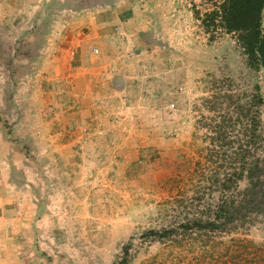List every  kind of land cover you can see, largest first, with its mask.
Listing matches in <instances>:
<instances>
[{
	"label": "rangeland",
	"instance_id": "rangeland-1",
	"mask_svg": "<svg viewBox=\"0 0 264 264\" xmlns=\"http://www.w3.org/2000/svg\"><path fill=\"white\" fill-rule=\"evenodd\" d=\"M212 2L0 0L3 264H264L262 214L185 226L220 202L224 94L261 97L264 136V66L209 38Z\"/></svg>",
	"mask_w": 264,
	"mask_h": 264
},
{
	"label": "trees",
	"instance_id": "trees-1",
	"mask_svg": "<svg viewBox=\"0 0 264 264\" xmlns=\"http://www.w3.org/2000/svg\"><path fill=\"white\" fill-rule=\"evenodd\" d=\"M263 12L264 0H214L211 8L204 12L193 8L194 17L210 39L221 32L237 34L251 68L264 66ZM223 96L234 99V113L224 115L222 123L213 126L210 140L215 148L209 149L208 156L216 164L213 173L220 202L214 206L212 216L205 220L195 217L191 224H185L186 228L235 230L251 216L264 215V136L258 131L259 109L256 107L262 99L258 94L247 95L240 91ZM241 181H246L243 188H239Z\"/></svg>",
	"mask_w": 264,
	"mask_h": 264
},
{
	"label": "crops",
	"instance_id": "crops-1",
	"mask_svg": "<svg viewBox=\"0 0 264 264\" xmlns=\"http://www.w3.org/2000/svg\"><path fill=\"white\" fill-rule=\"evenodd\" d=\"M8 202H9V199L4 198V197H1V198H0V210H2V212H3L4 214H7L6 211L4 212L3 210H6V207H5L4 205H6V203H8ZM7 208H8V206H7ZM7 210H8V209H7ZM8 213H9V212H8ZM9 214H10V213H9ZM9 214H8V215H9ZM21 215H22V212L19 211V215H18V217H22ZM6 219H7V221H6ZM7 222H9V221H8V217L5 218L3 215H1V217H0V228H2L4 224L6 225ZM1 230H2V229H1ZM1 230H0V231H1ZM2 232H3V230H2ZM4 254H5V250H0V264H3V263L5 262V259L3 258V257H4ZM8 262H10V261H8Z\"/></svg>",
	"mask_w": 264,
	"mask_h": 264
}]
</instances>
